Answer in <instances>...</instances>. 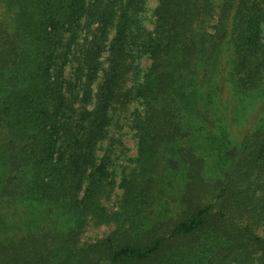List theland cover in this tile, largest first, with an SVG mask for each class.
Segmentation results:
<instances>
[{
	"label": "trees",
	"instance_id": "1",
	"mask_svg": "<svg viewBox=\"0 0 264 264\" xmlns=\"http://www.w3.org/2000/svg\"><path fill=\"white\" fill-rule=\"evenodd\" d=\"M145 2L0 0L11 17V29L0 20V207L28 202L76 216L78 224L117 221L90 246L103 247L109 264H264V116L225 154L229 115L219 112L227 88L238 112L255 89L264 93V0H224L230 23L218 22L216 32L208 28L216 0H157L153 29L142 24ZM132 100L142 106L133 113L140 168L123 180L121 212L109 213L101 199L112 148L103 143L116 109ZM198 118L219 128L207 132L217 149L219 193L207 200L197 182L186 183L168 226L146 228L156 150L169 141L168 160L177 156L170 142ZM170 168L159 176L169 178ZM22 227L0 212V264L44 262L32 228L13 241L6 235ZM55 231L52 261L74 264L79 252L61 238L63 229Z\"/></svg>",
	"mask_w": 264,
	"mask_h": 264
},
{
	"label": "rangeland",
	"instance_id": "2",
	"mask_svg": "<svg viewBox=\"0 0 264 264\" xmlns=\"http://www.w3.org/2000/svg\"><path fill=\"white\" fill-rule=\"evenodd\" d=\"M216 2L215 15L208 22V28L211 32H216L215 27L220 26L219 24L222 23V20L229 24L232 14L231 9L228 12L225 11L222 17L224 0H216ZM157 3V0H146L145 2V9L141 14V19L142 24L146 28H154V12ZM0 20H5L9 24L11 23V17L7 14L3 5H0ZM8 27L11 29V24ZM226 32L227 38L229 31ZM226 38L222 40L221 46L225 45ZM105 57L106 54H104L103 58L105 59ZM139 62L145 68L150 63V59L144 55L139 58ZM198 70L200 78H204L206 66L202 63ZM134 80L135 75L132 73L128 79L129 84H132ZM229 91L230 89L227 88L223 92L226 105L224 108L221 106L222 108L220 107L219 109L220 113L226 111V114L229 115L228 127L231 132L232 141L228 144L226 152L224 151L225 154L232 147L238 149L243 137L249 131H253L264 116V93H261V90L260 94L257 93L259 90H254L256 95H250L251 100L248 102L246 108L240 112H238V102L236 99H232ZM246 101L247 98L244 99L245 104ZM137 107L139 109L142 108L136 100H132L127 106L116 109L109 128V136L103 143V148H112L109 158L110 177L107 188L108 192L101 199L102 205L108 209L109 213L121 212L120 204L123 194V180L124 178H130V174L140 168L138 158L139 142L136 131L133 128V113ZM225 108H228V111ZM196 123L197 125L192 121L189 122L186 135L183 138L177 139L176 142H170L172 145L175 143L178 150L177 156L173 159L168 160L169 155L167 152L169 146L167 152L164 149L169 141H162L160 149L156 150L154 162L160 161L159 165H157L159 167V174L154 171L148 178L152 191L150 194L151 206L149 210L153 213L151 215L152 218L144 221L148 225L146 228L152 225L156 226L158 221L160 224L165 225L164 228L168 226L170 218L177 207L176 201L181 190L187 187L186 183L197 182L198 189L207 194V200L219 193L221 185L218 181V175L220 170L214 167L215 160L218 158L217 149L212 148L211 144L208 145L207 142L209 140L207 132L212 129L213 134H215V132L219 131V128L217 129L212 123L203 122L200 119L199 123ZM104 152L105 150L102 149L101 154ZM176 158H181L186 160V162L178 165ZM170 165L172 172L169 178H161L160 176L167 172V167ZM213 201H215V197ZM159 211L162 213L163 218H153ZM0 212L7 214L10 221H19V225L23 226L22 230L16 232V234L12 232L6 233L10 237V240L13 241L15 237H26L29 234L27 233L28 230L32 228L36 242L41 251L44 252V262L40 261L41 264H59L58 259H54V261L51 259V252L55 250L56 242L60 240V234L55 231L56 229H63L64 232L61 238L63 237V240L66 241L71 249L79 252L73 258L74 264H109V261L106 259L107 254L101 253L104 249L103 247L98 245L96 249L95 247L93 249L90 246L96 243L99 244L111 235L118 226L117 221L98 223L94 218L88 217L78 224L76 216L68 219L66 216H60L55 207L50 208L49 206L40 204L32 205L28 202L1 206ZM55 223H60L61 226L56 224L57 226L54 228ZM258 232L262 234V231L259 230ZM83 250H86V252H83Z\"/></svg>",
	"mask_w": 264,
	"mask_h": 264
}]
</instances>
